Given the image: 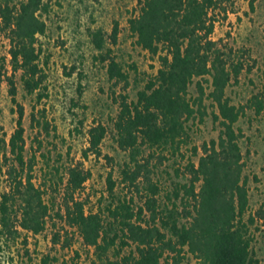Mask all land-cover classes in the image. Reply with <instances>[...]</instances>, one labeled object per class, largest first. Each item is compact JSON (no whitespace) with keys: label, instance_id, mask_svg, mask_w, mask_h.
Segmentation results:
<instances>
[{"label":"trees","instance_id":"16d2710c","mask_svg":"<svg viewBox=\"0 0 264 264\" xmlns=\"http://www.w3.org/2000/svg\"><path fill=\"white\" fill-rule=\"evenodd\" d=\"M50 1L0 0V33L9 42L7 56L0 55V77L8 84L16 113L12 133L0 136V244L18 239L27 243L25 234L36 235L50 225L56 229L51 238L54 245L69 247L77 235L100 259L112 248L119 255L123 248L133 247L120 261L110 264H181L187 253L199 264H260L252 248V227L257 219L264 223V210L249 211L241 149L245 134L236 125L245 113L244 106L232 103L226 95V88L238 81L244 64L234 59L232 47L212 38L231 1L137 0L128 30L137 46L157 57L159 66L137 90L135 99L126 92L129 74L113 53L118 23L114 22L109 34L101 28L90 32L95 58L105 69L118 106L112 120L114 138L129 159L118 168L119 180L113 171L108 172L107 196L104 203L99 200L97 210L90 208L89 196H83L85 183L92 176L89 168L81 161L63 167L50 164L49 155L42 152L45 161L38 175L37 151L29 154L26 146L24 107L17 100L15 74L20 71L24 91L36 95L40 102L46 95V73L39 37L46 32L44 14ZM192 84L195 93L190 92ZM250 103L257 114L264 108V99L258 96ZM35 109L33 105L31 122L48 131L45 109L37 110L42 122ZM209 113L219 127L217 138L203 142L197 162L187 163V180L173 189L178 202L168 196L171 205L161 206L159 187L150 175L151 158L157 153L159 160L165 159L163 151L173 156L178 153L188 141L191 125L202 123ZM107 132L102 122L88 126L84 158L102 155L101 143ZM118 182L129 195L116 193ZM51 260L46 254L40 263L52 264Z\"/></svg>","mask_w":264,"mask_h":264},{"label":"rangeland","instance_id":"374dc122","mask_svg":"<svg viewBox=\"0 0 264 264\" xmlns=\"http://www.w3.org/2000/svg\"><path fill=\"white\" fill-rule=\"evenodd\" d=\"M230 1L229 12L226 18H220L216 23L212 38L218 44L232 47L234 59L241 60L244 64L238 81H232L226 88V95L232 103L244 106L245 113L236 125L245 134L241 149L245 162L244 174L248 177L249 211L254 213L260 208L264 210V108L257 114L254 107L250 106V100L254 96L264 99V0ZM137 7V0H51L49 11L44 14L46 32L39 37L42 46L41 63L46 73V89L43 90L46 95L40 102H37L36 95H28L24 91L20 71L15 74L17 100L24 107L23 125L27 150L29 154L37 151L39 162L36 174L39 175L41 166H44L45 158L40 155L42 152L49 155L50 164L62 167L70 161H81L92 172L85 183L83 196H89L88 204L94 210L99 208V200L105 202L108 172L113 171V177L119 180L118 168L129 159L128 152L121 150L114 138L112 120L118 106L111 96V82L105 69L95 58L97 51L91 43L90 32L101 28L109 34L114 22L118 23L119 35L117 43L112 46L113 53L129 74L126 92L130 99H135L137 90L145 85L159 66L157 57L137 46L135 37L128 30V19L136 14ZM8 48V39L1 32L0 55L7 56ZM5 68L10 74L9 64ZM116 92H119V88H116ZM190 92H196L194 84L191 85ZM33 105H36L34 112L41 122L44 118L37 110L45 109L48 131L36 122H31ZM14 107L8 84L2 76L0 136L6 134L9 137L15 127ZM212 109L209 106L208 112ZM93 122H102L108 127V132L101 143L102 155L99 158L94 155L84 158L82 152L87 144L85 131ZM189 124H192L191 121ZM218 133V124L209 113L202 123L195 121L191 125L188 141L182 144L174 156L169 151H163V155L167 157L159 160L157 153L154 154L149 164L150 175L159 187L157 198L161 206L171 205L168 196L178 202L173 196V189L176 183L187 180V163L190 160L197 162L202 154L203 142L216 139ZM148 151L151 150H146L145 156ZM60 169L63 170L61 167ZM1 179L0 174V181ZM116 193L121 196L129 195L119 182ZM137 202L141 204L139 200ZM53 232L56 229L49 225L36 235L25 234L27 243H21L23 241L18 239L15 243L0 244V264H41V258L46 254L52 258V264H110V261H120L133 248L125 247L119 255L112 248L100 259L94 249L84 246L77 235L73 236L69 247L54 245L51 241ZM252 233L253 251L260 264H264V223L261 219L256 220ZM181 264L199 263L187 253Z\"/></svg>","mask_w":264,"mask_h":264}]
</instances>
